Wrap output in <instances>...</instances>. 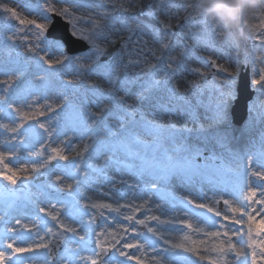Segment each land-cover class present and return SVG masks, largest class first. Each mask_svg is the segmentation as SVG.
Masks as SVG:
<instances>
[{
	"label": "rangeland",
	"instance_id": "rangeland-1",
	"mask_svg": "<svg viewBox=\"0 0 264 264\" xmlns=\"http://www.w3.org/2000/svg\"><path fill=\"white\" fill-rule=\"evenodd\" d=\"M76 3L78 7L72 8L71 4L62 0H11L8 5L0 0V11L5 6L14 9L19 20L26 21L21 25L18 19L11 18L10 13L7 17L0 16V69H19L18 73L12 75L11 80L0 73V81L10 84L5 93L3 89L6 85L0 83V124L16 127L9 118L8 113H12V109L6 107V102L12 103L19 110L17 124L22 122L21 116L29 118L24 121V129H21L27 132L21 137L22 144L12 139L14 133L0 128V151L7 153L9 148L16 145L19 157L16 167L28 169L27 173L20 174L22 177L26 175L27 180L16 185H24L28 189L23 204L4 191L7 182L0 180V216L10 222L8 227L14 226L16 219L28 224L37 222L40 235L45 236L46 240H56V237L45 234L49 227L57 232L62 231L60 225L57 221L51 222V216L39 209L52 211L60 221L76 228L80 235L85 236L84 241H79V237L72 238L84 245L85 250L80 253L83 256L98 251L97 239L100 233H104L99 239L104 242L105 247L119 240L116 248L128 252V249L122 248L124 243L136 239L142 241V237H137L131 231L135 227L138 232H142L139 227L144 226L136 224V220L151 216H158L162 221H171L164 224L150 219L146 221L165 238L179 242L187 234V243L194 241L201 249L205 245L211 248L216 241L205 233L223 231L220 228L221 222H229L222 221L220 217H215L206 209L197 208L195 205L208 204L231 215L226 213L222 200L219 205L214 202L221 197L231 199L233 185L243 186L245 179L249 180L250 186L259 183L255 177H244V167H237L232 163L228 148L233 152L251 150L256 153L264 140V87L254 84L259 79V73L264 72V47L261 46V40L249 38L243 20L234 22L228 29L227 36L221 35L223 29L220 27L213 32L212 27L216 23L199 10L198 0H76ZM121 3L134 6L125 12L119 7ZM48 5L55 11H49ZM65 7L70 8L72 15L61 14ZM37 10L42 11L49 19L45 20ZM104 11L108 13V18L102 21L104 27L93 32L92 21L99 19L98 12ZM196 11H200L202 15L194 16ZM53 14L69 23L71 34L89 45L87 51L69 55L62 41L47 37V31L53 23ZM29 21L44 25V31L41 33L33 24L27 23ZM162 22L170 23L172 27L164 29ZM252 22L256 23L257 18ZM259 31L264 29H257L258 33ZM13 32L16 40L14 43L9 42L6 47L5 37L11 36ZM83 36H89L92 42ZM118 43L120 47L112 60L102 62L104 54ZM162 43H166L167 47H162ZM94 46H99L103 51L94 55ZM17 53L19 55L13 58ZM40 57L51 60L53 67L50 68ZM172 58H175V71L169 72L167 79L170 86L179 87L181 94L194 106L195 116L200 124L209 128L213 108L221 99L226 104L230 124L227 129L220 130L227 132L228 146L210 144L209 147L213 148L215 154L222 156L226 164L236 169L227 177H221L210 166L198 174H176L162 178L158 173L148 170L140 159L117 150L112 141L105 143L99 139L106 126L113 125L114 131L120 137L126 133L138 132L143 141L151 143V136L139 131L129 120L119 122L115 119L117 115H124L120 110L124 106L117 104V98L123 97L127 104H133L142 85H147L150 79L166 78V65ZM213 61L228 71H219L218 68L213 70ZM148 64L157 67L148 72ZM125 65L128 66L130 83L125 82ZM196 69H200L203 76L197 74ZM247 69L255 95L248 104L246 121L237 126L231 112L238 97L239 76ZM109 79L112 83H109ZM69 81L72 83L68 84ZM109 93L115 95H108ZM109 101L112 103V111L103 119L91 116L92 113L99 112L96 103ZM49 107L54 111H49ZM136 107L144 113L146 119L165 125L172 122L180 126L191 119L161 115L158 108H149L145 104H137ZM12 115L15 116L16 113ZM41 123L48 129L47 132L39 127ZM188 126L193 127V124L189 122ZM85 144L89 146L87 152L83 151ZM53 148L59 149L68 159L53 160L47 167H40L52 154ZM39 151H43V155H36ZM77 153L81 155L78 156ZM33 166L38 171L32 172ZM253 167H256L255 162ZM57 176L61 177L60 181L56 180ZM39 177L43 180L37 184L35 180ZM68 183L73 184L74 191L62 186ZM70 201L80 209L85 204L93 203L124 207L120 208L119 213L89 207L86 214L77 215L74 222L64 214L65 204ZM137 208L139 211H136ZM129 215L134 216L132 221L124 218ZM184 220L192 224V229L181 223ZM133 221L134 226L130 225ZM82 222L87 225V232L81 230ZM125 228L128 231H124ZM237 228L243 229L241 236L247 242V222L232 225V230ZM196 229L202 231L198 232ZM32 231L35 233L36 229L33 228ZM144 234L151 235L147 230ZM8 235L11 234L5 233V222L0 221V246L8 242ZM66 235L71 237V233ZM261 238L264 236L257 239ZM35 239L38 242V237ZM233 239L239 247V239ZM68 247H75V244L69 243ZM157 247L166 248L168 245L160 240ZM243 250L247 254V264H252V249L245 247ZM64 252L65 248L56 258V264H61L60 256ZM110 252L112 256L100 264H115L116 260H123L120 264H128L129 260L120 257L115 250L110 249ZM129 254L140 255L136 249H132ZM154 255L156 253L148 249L142 257L145 264H152L151 257ZM77 264L84 262L77 258ZM199 264H208V261H200ZM229 264H238V261L230 256ZM255 264H264V251L260 247L256 248Z\"/></svg>",
	"mask_w": 264,
	"mask_h": 264
},
{
	"label": "snow or ice",
	"instance_id": "snow-or-ice-1",
	"mask_svg": "<svg viewBox=\"0 0 264 264\" xmlns=\"http://www.w3.org/2000/svg\"><path fill=\"white\" fill-rule=\"evenodd\" d=\"M62 2L71 4L72 8L78 7L76 0H62ZM133 6L132 4L125 6L123 3L119 5L125 12L130 11ZM47 9L49 11H55L51 5H48ZM37 11L45 20L49 19L42 11ZM9 13L11 18L19 20L18 13L14 9H9L6 6L0 11V16L7 17ZM61 14L72 15L69 7L63 8ZM193 15L200 16L202 13L196 11ZM97 16L99 19L92 21L93 32L104 27L102 21L108 18V13L107 11L98 12ZM8 22L10 23V21ZM25 23V20H19V24L24 25ZM27 23L33 24L41 33L44 31V25L37 24L35 21H29ZM162 24L164 29H170L172 27L170 23L162 22ZM243 25L248 31L249 38L253 40L260 39L261 46L264 47V31L257 32V29H264V17H258L256 23L245 20L243 21ZM217 27V24L213 25L212 31L215 32ZM83 38L89 39L90 43L92 42L89 36H83ZM105 39H107V37H105ZM15 40L16 34L13 32L11 36L5 37V46L7 47L9 42L14 43ZM109 42L115 43V41ZM162 47L166 48L167 44L162 43ZM102 51L103 49L99 46H94L93 54L99 55ZM17 55H19V53H17ZM39 59L47 63L50 68L53 67V62L51 60H44L43 57ZM56 63H61V61H56ZM130 63L133 62L130 61ZM174 65L175 58H172L166 65L165 79H150L147 85H142L141 91L136 94L133 104H127L123 97L117 98V104L124 106L120 109L123 111L124 115H117L115 119L119 122L126 119L129 120L139 131H143L151 136V143L143 141L138 132L126 133L123 137H120L114 131L113 125H107L103 135H101L99 139L105 143L112 141L113 146L117 150L140 159L148 170L153 173H158L162 178L176 174H198L202 169H207L210 166L221 177H227L230 173H234L236 169L226 164L224 158L215 154L213 148L209 147L210 144H218L224 147L228 146L227 132L220 130L221 128L227 129L230 124L229 112L226 104L223 99H221V102L213 108L210 117L211 125L209 128H205L203 124L199 123L198 118L195 116L194 106L181 94L179 87L175 85L170 86L167 76L169 72L175 71ZM156 67L157 65L148 64L146 65V70L152 72ZM212 67L218 68L219 71H228V69L222 66H217L215 61L212 62ZM124 68L125 82L130 83L131 80L127 75L128 66L125 65ZM18 72L19 69H0V73L8 76L9 80H11L13 74ZM195 72L203 76V72H201L200 69H196ZM37 79L43 78L37 77ZM0 83L6 85L3 91L7 93L10 84L6 81H0ZM71 83V81L68 82V84ZM109 83H112L111 79H109ZM254 84L264 87V72L259 73V79L255 80ZM91 87L95 88V85ZM193 87H195V85H193ZM101 95L104 94L102 93ZM108 95H115V93H109ZM137 104H145L149 108H158L161 115H166L168 117L175 116L177 119L190 117L191 119L190 121L186 120V122L180 126L172 122H169L167 125L154 122L145 118L144 113L136 107ZM95 106L99 109V112L92 113L91 116L96 119H103L107 113L112 111L111 101L108 103H96ZM6 107L11 108L12 113H16L15 116L12 115V113H8L9 118L12 120L13 124H16V127L10 128L7 124H0V128L14 133L12 139L16 140L18 144H22L23 140L21 137L25 136L27 132L26 130L21 131V129H24V121L29 118L21 116L20 119L22 122L17 124L16 116L20 115L19 110L14 108L12 103L6 102ZM48 110L54 111V109L50 107ZM189 122L193 124V127L188 126ZM39 127L44 129L45 132L48 131L42 123L39 124ZM88 147L89 146L85 144L83 151L87 152ZM51 152L52 154L47 157V160L40 164V167H47L48 163L53 160L63 161L68 159L59 149L53 148ZM228 152L232 157V163L236 164L237 167L241 165L244 167V177H255L256 181L259 183H253L250 186L249 180L245 179L243 186L238 184L233 185L231 199L221 197L214 202L219 205L222 200L226 213H230L231 215L225 214V212H222L216 207L209 206L208 204L198 203L195 205L197 208L206 209L207 212L212 213L215 217H220L222 221L229 222L228 224L221 222L220 228L223 229V231L218 230L205 233L206 236L213 237L216 241L212 244L211 248L205 245L203 249H201L194 241L191 244L187 243V234H185L183 240L179 242H173L165 238L157 228L149 226L146 221L149 219L155 220L158 224L171 223V221H162L158 216H151L146 217V219L136 220V224L144 226L147 233L151 235H145L143 232H138L135 227H132L131 231L135 233L137 237H142V241L141 239H136L133 242H127L122 245L123 249H136L140 255H130L128 252L121 250V248H116V244L120 243L119 240L105 247L104 242L99 239V236L104 235V233H100L97 239V247L100 251H93L91 255L83 256L80 255V253L85 250L84 245L72 238L79 237V241H84L85 236L80 235V232H78L76 228L60 221L58 216L54 215L52 211L40 208V212H44L47 216H51L62 229L60 232L54 231L53 228L50 227L47 229L45 235L50 234L56 237V243L54 244L53 240H46L45 236L40 235V228L37 222L28 224L22 223L21 219H16L15 225L8 227L7 225L10 222L6 221L5 217L0 216V221L5 222V233L11 234L6 236V241L8 242L0 246V264H56V256L53 254V249L58 247L61 243L64 244L65 248V252L60 256L61 264H77V258L79 261L84 262V264H98L100 257L102 255H108L110 249L115 250L120 257H124L126 260H135L136 264H145V260L142 257L148 249L156 253V255L151 257L152 264H199L200 261L204 260H207L208 264H229L230 256L238 261V264H247V254L243 250L245 247L252 249V264H255L256 248L260 247L262 251H264V238L257 239L258 237L264 236V215H262L264 214V140L261 141V147L256 153H253L251 150L233 152L231 148H228ZM36 155H43V151L37 152ZM77 155L80 156L81 153H77ZM198 161H202L203 163ZM254 162L256 165L255 168L253 167ZM18 163L19 157L16 153V145L9 148L7 153L0 151V180L7 182V184L4 185V191L13 197L18 191L16 188L18 182L22 183L27 180L26 175L23 177L20 175L21 173L28 172L27 167H16ZM256 168L260 170H256ZM31 171L36 172L38 169L33 166ZM56 180L60 181L61 177L57 176ZM225 183H227V181H225ZM62 186L70 191H74L73 184L71 183L63 184ZM188 202L194 203L193 201ZM257 206H259V208H257ZM89 207L107 209L119 213L120 208L124 207V205L113 207L112 204L93 203L91 205L85 204L83 209H80L77 208L75 203L70 201L65 204L64 214L68 219H72L75 222V217L77 215L86 214V210ZM140 207H143V205ZM136 211H139V208H137ZM100 214L103 215L102 212ZM257 217H260V219L257 220ZM124 218L128 221H132L134 216L129 215ZM245 221L247 222V242L241 236L243 229L237 228L232 230V225H242ZM90 222L91 221H89V223ZM181 223H183L185 227L192 229V224L187 220L181 221ZM213 224H215V221H213ZM33 228L36 229L35 233L32 231ZM81 230L87 232V225L83 224V222ZM124 231H128V229L125 228ZM196 231L199 232L202 230L196 229ZM67 233H71V237L66 235ZM36 237H38V242L35 239ZM233 237L239 239V247ZM160 240H163V243L168 245V247L158 248L157 243ZM69 243L75 244V247L69 248ZM201 243L204 242L201 241ZM28 253H33V255H25ZM191 257H196L197 259L193 260ZM115 264H120V261L116 260Z\"/></svg>",
	"mask_w": 264,
	"mask_h": 264
},
{
	"label": "water",
	"instance_id": "water-1",
	"mask_svg": "<svg viewBox=\"0 0 264 264\" xmlns=\"http://www.w3.org/2000/svg\"><path fill=\"white\" fill-rule=\"evenodd\" d=\"M53 23L50 29L47 31V37L55 40L62 41L66 47V51L69 55H75L81 52H85L89 49V45L73 36L70 32L69 23L63 20L62 17L53 14ZM120 44H115L112 46L102 57V62H109L112 60L115 52L118 51ZM18 55H13V58H16ZM215 70V68H213ZM255 95V91L251 89V81L248 69L246 71H242L239 80H238V97L235 100V104L232 108V117L233 122L237 126H241L248 117V104L253 99ZM43 180L42 177H39L35 180V183L39 184ZM18 191L16 192L15 198L19 203H24L27 198L28 189L24 185L16 186ZM51 189H49L50 191ZM52 191V190H51ZM98 219V218H97ZM54 220H51L53 222ZM145 232V228L142 230ZM53 243H56V240H53ZM94 246V244H93ZM63 248L62 243L53 249L54 256H57L58 252ZM98 252L100 249L97 247ZM111 255L109 251L108 255L101 256L98 263H102L103 260L107 259Z\"/></svg>",
	"mask_w": 264,
	"mask_h": 264
},
{
	"label": "clouds",
	"instance_id": "clouds-1",
	"mask_svg": "<svg viewBox=\"0 0 264 264\" xmlns=\"http://www.w3.org/2000/svg\"><path fill=\"white\" fill-rule=\"evenodd\" d=\"M198 8L223 29V36L236 21L264 17V0H198Z\"/></svg>",
	"mask_w": 264,
	"mask_h": 264
},
{
	"label": "flooded vegetation",
	"instance_id": "flooded-vegetation-1",
	"mask_svg": "<svg viewBox=\"0 0 264 264\" xmlns=\"http://www.w3.org/2000/svg\"><path fill=\"white\" fill-rule=\"evenodd\" d=\"M130 225H133L134 226V221L133 222H131L130 223ZM139 230H141V227H139ZM62 245H63V248H64V244L62 243ZM63 248H62V250H63ZM61 250V251H62ZM60 251V252H61ZM132 251V249H128V252L130 253ZM60 252H59V254H60ZM98 252V251H97ZM59 254H58V256H59ZM110 256H112V254L110 255ZM114 257V256H113ZM120 262H123V260H121ZM128 264H136V261H134V260H131V261H129L128 262Z\"/></svg>",
	"mask_w": 264,
	"mask_h": 264
},
{
	"label": "bare ground",
	"instance_id": "bare-ground-1",
	"mask_svg": "<svg viewBox=\"0 0 264 264\" xmlns=\"http://www.w3.org/2000/svg\"><path fill=\"white\" fill-rule=\"evenodd\" d=\"M11 2V0H3L4 5H8Z\"/></svg>",
	"mask_w": 264,
	"mask_h": 264
}]
</instances>
